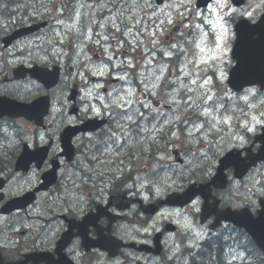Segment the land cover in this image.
I'll return each mask as SVG.
<instances>
[{
	"label": "flooded vegetation",
	"instance_id": "af4514ba",
	"mask_svg": "<svg viewBox=\"0 0 264 264\" xmlns=\"http://www.w3.org/2000/svg\"><path fill=\"white\" fill-rule=\"evenodd\" d=\"M146 2L147 0H137L136 5H140L136 7L137 10L145 7ZM193 2L195 8V0ZM40 3L43 6H39ZM80 4L75 0L67 1L70 27L73 22H79L74 21L70 15L84 12L80 9ZM263 7L264 3H258L253 14V17H256L250 18L251 21L257 19ZM64 11L65 0H0V97L24 104L40 96L52 100L53 92L61 83V77L56 87L45 90L29 76L19 81L15 76L19 67L26 69L37 65L52 69L59 64L56 60L60 58L61 36L65 31ZM87 25V22H79V29L85 31ZM121 27L126 26L122 24ZM72 29L74 32V28ZM20 31L26 34L15 37ZM11 36L12 40L5 44V39ZM59 114L60 111L51 109L42 127H37L22 117H0V264H130L131 256L136 260L134 264H152L153 260L164 257L169 259L164 241L158 256L152 253H137L124 246L117 250L116 258L109 256V240L117 239L124 245L132 240L130 219H136L130 209L132 204L136 203L141 219L154 218L151 215H143L142 201L134 198H138L142 193H152L155 189L162 190L165 185L163 182L155 181L149 185L139 183L141 180L136 179L139 189L129 191L134 197L129 199L124 188L125 182L111 183L109 177L107 180L101 178L96 184L98 195L89 199L84 209L71 201L68 203L63 198H56L48 204L49 207L36 205L42 194L54 189L49 187L50 189L43 192L37 190L41 188L42 173L50 169L51 165L60 163L62 159L63 151L56 136L55 126ZM146 136L147 132H144L141 138L136 139L137 142L144 144ZM45 145L50 146V149L39 169L31 164L26 172L17 171V160L24 150L33 152L34 149ZM241 147L240 142L230 146ZM39 155L43 154L39 152ZM209 166L207 164L206 170ZM80 175L83 187L87 175ZM72 182H76L78 187L81 183L78 180ZM166 184L168 185L167 181ZM27 195L30 196L28 199ZM18 198L21 201L16 202L21 208L4 213V205ZM94 213L96 215L82 219L85 215ZM136 243L141 244V241ZM143 244L151 246L153 243L150 240ZM170 250L175 249L170 247Z\"/></svg>",
	"mask_w": 264,
	"mask_h": 264
},
{
	"label": "rangeland",
	"instance_id": "374dc122",
	"mask_svg": "<svg viewBox=\"0 0 264 264\" xmlns=\"http://www.w3.org/2000/svg\"><path fill=\"white\" fill-rule=\"evenodd\" d=\"M115 0H107V3L102 2V6H107V4L113 2ZM192 2L193 0H175L174 3L172 4V7L170 9V11H168L166 9V6L163 8H159L156 10H153L152 5L150 0H147L146 2V6L145 8H141V10H139V15L137 10H132V16L136 17L137 23H132V20H130V24L131 26H133V29H136V26L141 25L142 21H141V16L142 13L144 11H150L153 10L152 13H148L145 17V22H148L149 20L153 23H155L156 19H157V23H156V32L158 33V37H157V43H154L153 46L155 47L157 53H161L162 56L164 57V52H165V48H171L174 49L173 52L177 51V48H179V46H182L181 48H179V50L181 49H185L184 52V57L183 60L181 61V65L179 66L182 70V73L184 75H188L191 73L192 70V65H197L199 66V69H203L205 67V65L210 64L211 61L217 60V61H221V63L224 61L225 56L227 54V52L222 51V47L218 48L216 51H199L196 50L192 56L188 55V51L186 50L187 47L185 46V43H188V40L191 37V34L189 33V27L190 25H192L193 20L199 16L198 12H194L193 8H192ZM41 5L39 6H43L42 3H40ZM45 5V4H44ZM171 12V16L169 14H166V16H163L161 18L157 17L158 13H162V12ZM130 12V10H129ZM212 12L215 13L216 12V6L213 7ZM189 14H192V17L189 18ZM204 14V13H203ZM206 14V13H205ZM187 15V16H186ZM112 19L110 17H108L106 19L107 25H103L100 28V32L102 33L103 37L99 40V41H93L90 37H89V33H87L86 38H84V34H73L72 32H69L66 37H62V47L59 51V56L60 58L58 59L59 62L61 64H66V63H70L72 67H77V71L72 72L71 76L70 75V70L69 68L66 70V78H68L67 82H63L60 86V89H58L57 92L54 93V99L55 102L58 103L59 97H58V92H63L64 89H69L74 83H87L88 82V77L91 76L89 74V72H96L97 75H102V73L106 72L108 70V64H101L100 66L94 65L93 64V46L91 45V43H94L95 47H98V51L100 55H104L109 57V53L112 50L113 45L116 44V42H111L109 40V34H107L108 32V26L109 28L114 31V33H116V35H121V30L119 28V26H117V24H119V18H122V20H126L128 16H124V15H119V11L117 12V15H112ZM209 15H205L203 16L204 19L208 18ZM157 17V18H156ZM187 17L186 20H184V18ZM93 18L96 19V16H93ZM139 18V19H138ZM155 19V20H154ZM176 20V21H175ZM105 20H103L100 24H102ZM207 21H209L207 19ZM152 23V24H153ZM166 23L167 27L163 28L162 25ZM151 24V25H152ZM175 27H179L178 30H175ZM72 28H74V26H72ZM78 27L75 28V30L77 31ZM140 33H139V43L143 42V35H147V36H151L154 33V24L153 27H148L146 24L143 23L141 29H140ZM71 31V28H70ZM181 31V32H179ZM179 32V33H176ZM72 34V36L74 38H70L69 36ZM130 35V37H129ZM122 36H125L128 38V41H132L133 39L131 38L132 36H134V32L131 30H126L125 32H123ZM105 37H107L105 39ZM212 40V39H211ZM218 42V40H217ZM178 43V44H177ZM200 42H198V44H200ZM172 45H176V47H172ZM218 47L219 44L217 43ZM222 45V43H221ZM102 48V49H101ZM89 50V51H88ZM114 50V48H113ZM126 50V51H125ZM141 50H143L139 45L135 44L134 42V46L133 48L130 50V45L129 43H127V45H119V48L117 51H114L113 54L115 52L119 53V60L121 62L124 61L125 58V54L127 55H131V61L134 64V67L137 70L140 71V67L141 65L143 67H145V65L143 63H141V61L138 60L134 61L136 58L140 59V56H142V52ZM146 52V51H144ZM171 52H169L170 54ZM226 53V54H225ZM112 56V55H111ZM166 56H169L168 54ZM68 59V60H67ZM56 60V61H58ZM156 62L158 63L159 67L158 70H155L152 72V76H149V73H151L152 70L146 72V71H140L141 73L140 78L137 79V84H139V86H141V92L144 93H150V96L152 98H161L162 101L167 104L172 106L173 105V109L170 110V113L168 114H163L161 112H156L155 115L157 117H162L163 121L161 123V127H162V131H163V127L164 125H166L167 123H171L174 120H179L182 118H189L188 120H186L185 122L188 124V122H193L195 119H199L200 115H207V121L203 122V123H192L189 124V127L187 128V130L185 131L184 134H180L177 131H173L171 133V135L173 136H177V135H185V136H191V135H195V134H205V135H210L212 134L213 128L220 130L221 134L220 136L223 137H227L225 139H218L217 142L215 143V146H230L232 143L231 142H236L237 140H239V136L241 134H255L257 133L258 129L260 128L261 125L264 124V95L261 97V101L260 105L261 108H259L258 112H254V111H240L237 115H229L226 116V118L224 116L220 115V107L216 106L214 104H211V102H209L211 99L212 100H216L215 99V95L213 94H209L211 91H213L215 89L216 85H213V83L207 78V81L205 82V84L202 85V87L200 89H198L197 87H194L191 83H193L191 81V83L187 84L185 83V81H182L181 79H170V72L169 70L173 68V70L175 71L174 67H171V65H161V60L159 57L156 56ZM126 61V60H125ZM91 62V63H90ZM125 63V62H124ZM137 64V65H136ZM230 64V63H228ZM161 65V66H160ZM178 65V64H177ZM123 67V66H122ZM135 71V72H136ZM77 72L79 73V75L77 74ZM224 72L223 70L218 71L217 73L219 74V76L222 77V79L224 78ZM226 74V72H225ZM82 75L85 77L84 79L82 78ZM96 75H93L91 77H95ZM156 77H160V79H156ZM123 79H125L123 77ZM195 81V80H193ZM223 80H220V82ZM134 81H130L128 80V78H126L124 81H122L119 85L116 84L115 81L109 82V88L107 89L106 92H108V95H103L106 98H103V100H105V102L103 101V104L105 105V109L107 110L108 108H111V105L115 104V105H122L123 102L120 103H113L114 100H118V97L123 96L125 98V100H131L132 103L134 104H138L139 102L143 101L142 100V94L139 91V88L137 86L133 85ZM162 82V83H161ZM190 82V81H188ZM161 84V85H160ZM192 85V86H191ZM100 86L101 84H97V86L95 87L96 89L100 90ZM162 86V87H160ZM222 86H224V82H222ZM205 87H210L209 88V93L207 95L206 93V88ZM131 90L132 92V96L129 97L127 95L128 91ZM256 91L254 89L251 90V94L250 96H245L244 94L242 96H239L238 99L241 100L243 103L248 104L250 98L254 95ZM87 94V92H86ZM91 92H88V95H90ZM191 94L190 97H188L187 95ZM223 97H226L228 99H236L235 95H231L228 92H224L222 93ZM210 97V99H209ZM61 103H64L62 101V96L60 98ZM217 101V100H216ZM131 103V107L128 108L127 113L122 112V111H118L117 114L122 115L123 119L120 124H117V129L116 131H119L118 134H114L113 138L114 141L112 142V144L110 146H108L106 149L104 150V153L107 151L109 152V148L113 149L114 153H110L109 152V160L112 161L115 159L116 163L119 164L120 160L119 158H125L127 156V151L129 148H126V146L131 147L133 145V143H129L130 140L127 138V142H123L125 141L124 137H122V135H125V137L131 135L132 133H135V131H141V129H138L137 127H135V120L134 117H136L137 113H138V108L137 107H133ZM209 103V105H207ZM150 102H147L146 104H144V107H147V110L151 111L150 108ZM253 105L255 106V103H253ZM194 112L193 114H191V112ZM94 114H100L102 113V111H100L99 109L97 110H93ZM130 114L132 116V120L129 121L126 118V115ZM188 115H190L191 117H188ZM105 116L109 117L108 114H105ZM253 117H255V119H253ZM209 118L212 119V122L209 120ZM125 122V123H124ZM124 123V124H121ZM147 123V116H143L142 118V124L145 125ZM129 124H132V127L129 126ZM207 124V125H205ZM219 125H223L224 126V130L220 129ZM234 128H236L237 133H239L240 135H236L234 132ZM143 129H145V127H143ZM251 129V130H249ZM200 132V133H198ZM250 132V133H249ZM141 135L144 134V131H141L140 133ZM229 135H236L235 138L231 139L229 137ZM105 138V137H104ZM108 140V139H107ZM93 142V141H92ZM95 143V142H93ZM96 144V143H95ZM126 144V146H125ZM137 144H139L137 142ZM174 143H171L170 146L172 147ZM163 146L166 148L165 143L163 144ZM190 146V142L187 143V145H185L184 148H187V151H189V147ZM194 156H198V159L195 160V162H193ZM210 157V153L209 152H192V155H187L186 156V164L185 166H176L175 169H173L171 172H179V175L174 176L170 179V182L167 180L168 186L165 188V185L162 187V189H164L163 192H168L171 190H174L175 188H179V187H183L186 184V181L193 175H196L198 172V169L206 162V159H208ZM91 160H88L89 162H91L90 164L86 163L84 164V168L83 170H85V172L89 173V175L91 176L92 179H95L96 175H100L101 177H104L103 173H106L105 170L102 169V163L104 162V160H99L100 157L99 155H91ZM161 158H163L165 160L162 159L160 160L158 158V162H154V166L157 168L160 166V164L162 163V166H164V164L167 162V156L164 155ZM98 160V161H97ZM130 162L133 160V158H129ZM143 160V159H142ZM144 161V160H143ZM135 164H139V161L136 162V159L132 161ZM94 163V164H93ZM93 165V167H92ZM139 165H142L139 164ZM100 167V168H99ZM98 168V173L95 172V170ZM195 170V171H194ZM194 171V172H193ZM102 173V174H101ZM119 174L122 173V171H120V169L118 168L116 171H112L111 176H113L114 174ZM166 184V183H165ZM251 184V185H250ZM167 185V184H166ZM244 185L247 188H253L256 193L257 196H264V167L259 168L255 173H253L252 175H250L245 181H244ZM236 190L235 185L231 186L229 188V191L227 192V199L230 197V195ZM77 199L81 200V202H83V198L80 196ZM182 212L177 213V218H182V219H176L179 223H180V231L179 234H177V236H179V238L181 236H186L187 234H189V240L190 243L189 246L194 250L197 248L198 246V242L203 239L204 237H206V233L204 230H202V228H200L197 225V222L195 223V225L200 228L198 229L193 223L194 221L192 219H185V217L181 216ZM193 221V222H192ZM228 236H230V234H228ZM233 237V235H232ZM175 239V237H172L169 239L170 242H173V240ZM172 249H176L175 247L171 246ZM226 255L227 256H231L232 259H234L235 261H239L241 260L243 257V255L232 249V250H226Z\"/></svg>",
	"mask_w": 264,
	"mask_h": 264
},
{
	"label": "water",
	"instance_id": "95a60500",
	"mask_svg": "<svg viewBox=\"0 0 264 264\" xmlns=\"http://www.w3.org/2000/svg\"><path fill=\"white\" fill-rule=\"evenodd\" d=\"M160 1L161 0H156L157 4H159ZM239 4L241 3H238V5ZM260 32L261 31L258 30V33ZM259 39L260 38H258V40ZM237 40L234 49V56L237 59V65L231 74V86L239 89L244 85L258 83L261 88L264 87V57H262V52L260 53L259 50L257 52L254 46L250 47L248 45H244L242 41ZM25 107L26 106H21L20 108H29ZM27 110L30 111V109ZM261 131L262 134L258 136L257 140L261 144L259 156L261 159H264V127ZM226 161L227 159H224L221 162L222 165H224ZM216 180H218L217 177L213 181ZM203 192L204 190H200L198 193L203 195ZM235 224L238 226H244L252 235L258 246L264 251V209L260 212L258 219H237Z\"/></svg>",
	"mask_w": 264,
	"mask_h": 264
},
{
	"label": "trees",
	"instance_id": "16d2710c",
	"mask_svg": "<svg viewBox=\"0 0 264 264\" xmlns=\"http://www.w3.org/2000/svg\"><path fill=\"white\" fill-rule=\"evenodd\" d=\"M250 249L254 262L249 264H264V258L259 251L250 243ZM205 249V253L196 258L192 264H221L222 263V254L227 249V245L222 244L220 241H213L211 244H208Z\"/></svg>",
	"mask_w": 264,
	"mask_h": 264
},
{
	"label": "snow or ice",
	"instance_id": "6c2138e0",
	"mask_svg": "<svg viewBox=\"0 0 264 264\" xmlns=\"http://www.w3.org/2000/svg\"><path fill=\"white\" fill-rule=\"evenodd\" d=\"M136 7H140V5H136ZM106 38H107V37H105V39H106ZM172 47H176V45H172ZM197 47H199V45H197ZM201 51H203V49H201ZM121 79H122V77H121ZM156 79H160V77H156ZM192 82L195 83V81H192ZM127 95H128L129 97L132 96V92H131V90L128 91ZM209 99H210V97H209ZM120 102H123V103H122L123 110H124L125 113H127L128 108L131 107V103H132V101H131L130 99H129V100H125V98H124L123 96H120V97H118V100H114V101H113V103H120ZM126 118H127V120H129V121L132 120V116H131L130 114L126 115ZM253 119H255V117H253ZM249 130H251V129H249Z\"/></svg>",
	"mask_w": 264,
	"mask_h": 264
},
{
	"label": "bare ground",
	"instance_id": "6f19581e",
	"mask_svg": "<svg viewBox=\"0 0 264 264\" xmlns=\"http://www.w3.org/2000/svg\"><path fill=\"white\" fill-rule=\"evenodd\" d=\"M183 78H181V80H182ZM188 258H190L191 259V256H189Z\"/></svg>",
	"mask_w": 264,
	"mask_h": 264
}]
</instances>
